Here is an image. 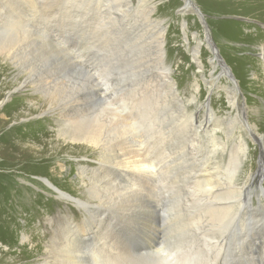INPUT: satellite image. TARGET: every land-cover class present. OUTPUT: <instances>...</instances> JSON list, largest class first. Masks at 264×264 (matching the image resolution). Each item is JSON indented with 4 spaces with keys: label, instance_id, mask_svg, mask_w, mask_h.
Segmentation results:
<instances>
[{
    "label": "rangeland",
    "instance_id": "374dc122",
    "mask_svg": "<svg viewBox=\"0 0 264 264\" xmlns=\"http://www.w3.org/2000/svg\"><path fill=\"white\" fill-rule=\"evenodd\" d=\"M192 2L193 9L184 12L181 8L184 0H0V38L16 39L12 45L14 58L6 59L7 53L5 59L0 56V100L3 99L0 134L16 128L12 138H16L15 143L30 159L25 158L28 166L24 170L3 164L0 159L3 175L0 176V250L10 252L0 259V264H40L49 249L48 241L56 252L67 245L78 248L83 263H88L90 251L95 248L99 250V259H105L106 248L114 253L122 252L124 258L154 247L161 250L160 254H169L168 264H175V254H181L175 245L184 240L179 237L186 231L183 222L188 212H193L195 206H200L202 214L209 212L208 200L191 189L201 188L198 182L210 177L212 169L200 165L212 158L213 153L229 151L230 143L234 142L230 138L224 148L213 139L214 134L222 136L221 129L227 137V126L221 120L229 121L226 113L231 110L226 96L233 95L232 82L239 89L237 108L244 129L250 130L245 121L248 115L264 140V82L256 48L260 36L264 38V32L260 33L264 30V19L262 14L260 17L255 14L259 8H253L252 0ZM195 8L201 13L202 21ZM46 21L49 24L44 26ZM193 36L204 43L209 41L211 50L216 52L212 54L202 46L200 70L189 50L196 42ZM158 40L164 44L163 59L159 56ZM210 57L221 62L218 69H211ZM220 68L229 72L228 78L222 76L225 72ZM166 72L176 87L175 93L166 81ZM211 78L219 80L214 84L217 87H212ZM209 84L212 91L207 92ZM196 87L195 101L191 96ZM9 90L12 94L6 97ZM125 102L132 103L131 111L125 108ZM194 102L198 108L199 104L205 106L204 110L196 111ZM142 104L147 106L149 118L141 116L144 115ZM241 104L247 107V114L241 111ZM113 106L120 118H131L126 122L135 129L122 134L124 138L141 141L131 150H139L149 161L159 160V166L163 167L160 174L135 176V172L128 170L113 180V162L135 159L133 153H128L130 148L124 147L126 139L121 140L122 135L113 142V146L119 147L110 143L108 149H103L102 143L94 154L85 142L64 140L67 138L62 135L72 129L73 122L78 121L72 125L78 126L81 121H94L101 112L108 118ZM256 108L261 109L260 115L254 112ZM175 109L177 114L196 113L188 118L190 136H182L177 151L174 149ZM203 119L209 123L216 121V127L220 123L221 129L195 130L193 127ZM154 129L162 130V136L153 138ZM106 133L107 130L105 138ZM211 140L220 148L213 149ZM261 149L252 152L256 163L264 160ZM115 152L123 154L118 156ZM234 152L230 162L226 161L230 180L232 175H237L232 166L236 165ZM127 161L126 167L131 169ZM82 166L88 168L81 175ZM246 166L252 167L250 163ZM54 167L60 172H51ZM256 180L254 184L258 186ZM56 189L77 198L78 202L58 199ZM251 194L254 199L249 202ZM249 196H240L242 214L239 212L232 231L227 233L231 243L226 253L227 264H264V202L256 200L261 198L257 192ZM253 230L258 231L256 239H251ZM22 233L28 236L34 252H27L30 246L24 242Z\"/></svg>",
    "mask_w": 264,
    "mask_h": 264
},
{
    "label": "bare ground",
    "instance_id": "6f19581e",
    "mask_svg": "<svg viewBox=\"0 0 264 264\" xmlns=\"http://www.w3.org/2000/svg\"><path fill=\"white\" fill-rule=\"evenodd\" d=\"M252 1L255 2V6H253V8L254 9L255 8L256 9L259 8V11L256 12L255 14L257 15V17H260V14H262V18L261 19L263 20L264 19V0H252ZM193 7H194V4H193L192 0H184V6L181 7V8H183L184 9L183 11L185 12L186 9H189V11H191V9H193ZM195 12L197 13V11H195ZM199 17H200V15H199ZM203 22L205 23V21H203ZM48 24H49V21H46L44 23V26H47ZM183 29H184V26H183ZM261 32H264V30L260 31V33ZM254 36H257V34H255ZM192 38L196 42H195L194 47L190 48L189 50H191V56H192V58L194 60V63H196V66L200 70V69L203 68V62L201 61V58H200V52H201L202 46L205 47L212 54H213L214 51L211 50V47L212 46L209 43V41H207V43H204V41L202 39V41H203V43H202V41L198 39L199 37L197 38L196 36H193ZM260 38H261V42H260L259 45H257L256 48L259 51V53H258L259 58L258 59H260L259 60L260 63H261L260 64V70H261V72L263 74L261 78H262V81L264 82V38H262L261 36H260ZM1 39L2 38H0V40ZM160 39H161V37H160ZM14 40H16V39H12V38H7L6 37L5 39H2L0 41V56L3 57L4 59H5V54L6 53H7L6 59L7 58L8 59L14 58L13 57V53L14 52H13V46H12ZM163 45H164L163 42L161 40H158V52L160 54L159 55L160 56V59H163V57H164ZM14 50H15V46H14ZM215 53L216 52H214V54ZM208 62L210 64V67H211L212 70H215V68L218 69V64L219 63L221 64L220 61L216 62L215 61V58H212V57L209 58V61ZM220 69H222V68H220ZM167 70H168V68H167ZM221 72L222 73L225 72V73L222 74V76L224 78H228L229 75H230L229 72L226 71L225 68L222 69ZM164 76L166 78V81L170 84L171 89H172V92L174 91V93H175L176 87L174 89V86L175 85L170 80L169 72H166ZM220 78H221V76H220ZM211 79H212V82H213L212 87H217L214 84L219 83V80L214 79V78H211ZM164 82H165V80H164ZM208 83L209 82H207V84ZM231 85H233V89H234L233 90V95H232L231 98H229L228 96H226V99L228 101V107L231 110V113H229V112L226 113L227 117L229 118V121H227L226 119L225 120H221V123H222V121H224V123L227 126V129H226L228 131V132H226L227 133L226 134L227 135V137H226L227 139L225 138L224 129H221V124L219 123V126L216 127V121L209 123L208 121L204 122V119H203V121H201V122L199 121L198 124H196L195 127H193L195 130L197 128L200 129L201 127H203V129L208 128V130H210V131H213L216 128H220L221 129L220 132L222 133V136H221L222 138L220 136H217V135L214 134L213 139L216 140V141L218 140V144H220L224 148H227L228 140L230 138H234V142L233 143H230V145H229V148H230L229 151L227 150L226 153L221 152L220 154L213 153L212 158L210 157V159H208L207 161L205 159L206 162L204 161L205 163L203 165H200L201 166L200 168H203V169L208 168L210 170L212 169L210 171V177L198 182V185H200L201 188H197V190H195V186H194V188H191V189L193 190V192H196V193L201 194L202 196H204L203 198H205V199L208 200L207 202H209V204H210L209 205L207 203V205H209L207 207V208H209V212H206L207 214H205V212H204V214H202L201 213L202 210L200 211V206H195V205L194 206L196 208L194 209V211L193 212H188V217L183 222L186 225V231H184V234L180 235V237H179V238H182L183 237L184 240L178 242L175 245V250H179L181 252V254H182V255L181 254H179V255L178 254H175V264H189L191 262L192 263L193 262L194 263L195 262L196 263L197 262H203L205 264H227V260L228 259L226 257V253H227V250H228V248L230 247V244H231L230 243V234L227 236V233H230L229 231H232V228L234 226V223L238 220L240 214H242V212H240V209H239V208H241L240 207V205L242 204L241 202H243L242 200H240V196L241 195H244V194H247L249 196L250 193L257 192L259 194V196H261V198H264V160L263 161L260 160V162L258 161V163H256L255 160H253V158H252V152H253V150L258 151V149L262 148L261 149L262 150L261 153H264V142H263L264 140H262L263 139V135L257 129V127L253 126L250 123V121H249L250 119L248 118V115L246 116V120L245 121L248 123L250 130L249 131H246L244 129L243 124H242V120L240 118V110L237 108V106L239 105L238 96H237V93H239V89H237V87L235 86L234 82H232ZM212 87H211V84H209V86H206L207 92L208 91H212ZM19 89L20 88H16L17 91ZM111 89H112V86H111L110 90ZM105 90H109V89H105ZM105 90L103 91V93L106 92ZM196 93H198V87L195 88V93H194L193 96H191L192 99L195 100V101H196ZM11 94H12V91L9 90L8 92H6V97H10ZM113 96H115V95H113ZM12 101L15 102L16 100H14L12 98ZM2 104H3V99L0 100V105H2ZM112 104L114 105V103H112ZM131 104L132 103L125 102L124 103V106H125V108L127 107L129 111H131L132 110L131 109L132 108V105ZM194 104H195L196 111L199 110V108H200V110H204V108H205V106H203L201 104H199L200 106L198 108V105H197L196 102H194ZM142 106L144 107L142 113L145 116L142 115V114H141V116L144 117V118L145 117L146 118L147 117L149 118V113L146 115V107L147 106H145V104H142ZM125 108H124V110H125ZM240 108H241V111L244 112V114H245L247 107L245 105L241 104L240 105ZM100 111H102V110H100ZM122 112L123 111H121V115H122ZM139 112H140V108H139L138 113ZM254 112L260 115L261 114V109L260 108H256L254 110ZM101 113H102V115L100 116ZM101 113L99 112L98 115L100 117L99 118L97 117L96 119H94V121H84L83 120L84 121L83 122L84 124L81 121V123H79L78 126H72V125H74L78 121L73 122V124L71 125V128L72 129L71 130H68L66 132L67 134L62 135V136H66V138H67V139H64V140L65 141H69L70 140L72 143H78V144L85 142L86 143V145H85L86 148L93 150V152H92L93 154L95 153V151L97 149H99L102 146V143H103V149H108L110 147L109 146L110 143H111L112 146L115 145V144H113V142H114L115 139L118 140V141L121 138L122 139H126V140H124V141H126L125 142V146H124L123 143H122L123 144L122 146L128 148V150L132 146L135 147L134 144L137 145V144H139L141 142V141H134L133 139H130V138H124L125 136H123L124 134H129V131L131 129V125H133V124H130V122L127 123L126 121H129L131 118H125V120L122 118V116L120 118V116L117 114V112H115L114 106H113V109H112V112H111V116L110 117L106 118L104 112H101ZM209 113L213 115V113H211V111H209ZM133 114H135V113H133ZM195 114L196 113H190L189 116L187 114H186L187 116L184 115V114H177L176 113V109H175V126H174L175 127V148H174L175 151H177L178 148H179L178 145H177V143L179 142L180 139H182V136L183 135H186L187 137L190 136L188 134V132L191 130V127H190V123L188 121V118L191 119ZM246 114H247V112H246ZM125 115H126V113H125ZM123 117H124V115H123ZM125 117H127V116H125ZM75 118H76V116L73 117V119H75ZM222 118H224V117H222ZM190 121H192V120H190ZM155 122H157V121H155ZM155 122L153 123V126L156 125ZM2 125L3 124L1 123V120H0V127ZM132 129H134V128H132ZM15 130H16V128L9 129L8 131L2 132L0 134V159H2L3 164L4 163L5 164H9V166H11V164H13V165H15L17 167V169L20 170V168H22L24 170V167L25 166H28L26 164L27 161H29L30 159L21 150L20 145L17 142L15 143V141H16L15 139L16 138L15 139L12 138L13 137L12 135H13V133H14ZM105 130H107V133H108V134L106 133L107 134V138H105V135H104ZM137 130H138V128H137ZM200 130H202V129H200ZM161 131L159 129L152 130V137L155 138V135L162 136L163 133H161ZM141 132H143V131H141ZM194 133H195V131H194ZM121 135L123 137H120V139H119V136H121ZM171 136H172V134H171ZM18 137L21 138L20 135H18L17 138ZM126 137H128V136L126 135ZM138 137H140V136H138ZM138 137H137V139H138ZM134 138H136V137H134ZM210 138H211V136H210ZM127 139L129 141H127ZM150 139H152V138L150 137ZM139 140H141V139H139ZM182 141H183V139H182ZM184 141H186V140H184ZM211 141H213V140H211ZM170 143L172 144L173 142H170ZM215 143L216 142H214L212 144L213 149L220 148L217 145H215ZM185 145L186 144H184L183 146L180 145V146H182V149L183 150L186 148ZM116 146H113V147H116ZM207 146H210V145H207ZM117 147H119V146H117ZM151 147L152 146H150V148ZM120 148L121 149H124L123 147H120ZM200 148H201V146H200ZM128 150H126V151L128 152ZM130 150H131V148H130ZM234 150H235V152H234ZM115 151L117 152V150H115ZM116 152H115V154H116ZM121 152H124V151L122 150ZM233 152L235 153V157H234V159L233 158L232 159L234 161H236V165L234 164L232 166H233V169L234 170L236 169V172L235 173L237 175L235 177H234V175H232V179L230 180L228 178L230 177L231 174L230 175L228 174L229 167L228 166L226 167V161H228L231 156H234V155H232ZM118 153L121 154L120 152H118ZM125 153L126 152H124V154ZM128 153L129 154L130 153L131 154L133 153L132 156H134L135 159L132 157L133 160L130 161V159H132V158L127 157L128 155L126 154L127 159L130 158V159H128V161L126 160V158L123 157L125 160L124 159H120V160L118 159L119 161L116 160V162H113L112 163V166H111V174H112V177H113V180L114 181L116 180L118 174H122L123 175V174H125V172H128V170H131V171L135 172V176H138V175L141 176V175H145V174H148V175L149 174H157V173L160 174L161 170L163 169L162 166L161 167L159 166V163H160L159 160L153 159V161H149L148 159H145L144 156L142 154H140L139 153V150H137V149H133V150H131ZM186 153H188V152H186ZM119 154H118V156H119ZM261 157L264 158V154ZM25 158H26L27 161L25 160ZM170 159H172V158H170ZM111 160H113V158ZM176 160L177 159H175V162H176ZM184 160H188V157L187 156H184ZM184 160H183V163H184ZM126 161L129 163V166L131 164V169H129V168L126 167V164H127ZM167 161H168V159H167ZM228 162H230V161H228ZM231 162H232V160H231ZM252 162H253V165H252ZM249 163L251 164L252 167H247L246 166ZM166 165H168V164H166ZM256 165L258 167V171H255V166ZM0 166H1V163H0ZM119 166L121 168H118ZM181 166H183V165H181ZM245 166L247 168H251V172H249V170H246L245 169ZM79 168H80L79 174L82 175L83 173H85V171L83 169L84 168H88V167H86V166L83 167L82 166V167H79ZM187 168H188V165H187ZM180 169H181V167H180ZM54 170L59 171V168L54 167L51 172H53ZM215 170H217V171L215 172ZM219 170H221V171H219ZM102 172H104V171H102ZM177 172H178V170H177ZM233 173H234V171H233ZM182 174H183V172H182ZM0 176L3 177V175H1V174H0ZM147 177L149 179V176H147ZM147 177H146V179H147ZM151 178H153V177H151ZM179 180H180V178H179ZM255 180L258 181V186H256L254 184L255 183ZM184 181H186V179ZM187 181H188V179H187ZM177 182L179 183V181H177ZM145 183H146V181H145ZM162 183H164V182H162ZM127 184H129V183L127 182ZM147 184H148V182H147ZM163 186H164V184H163ZM178 186H179V184H178ZM89 187L90 186H88V188ZM56 192H57L56 193V197L58 199L61 198L63 200L74 201L75 203L78 202V199L77 198L71 197L66 192L59 191L57 189H56ZM203 192L206 195H203ZM253 195L251 194V196H249V199H250L249 202H251L254 199ZM261 198H256V200H259L260 202H264V199H261ZM195 199H196V197H195ZM188 205H189V203H188ZM236 206L238 208H235ZM203 207H201V209ZM232 211H234V214L233 215H231ZM239 212H240V214H239ZM59 219L61 220L62 219V216L59 217ZM177 222L181 223L179 220H176V223ZM49 224H51V223H49ZM45 229L47 230L48 228H45ZM90 230H92V228H90ZM93 232L96 234V231H93ZM185 232H186V234H185ZM180 233H182V232H180ZM22 235H23L22 238H23L24 242L28 246H30L28 248L27 252H34L33 251L34 248L32 247L31 241H28V236L26 234H24V233H22ZM257 235H258V231L253 230V233H251V237H252L251 239H254V238L256 239L257 238L256 237ZM219 241H220V243H219ZM1 245L2 244H0V247H1ZM47 247L49 248V249L46 250V253L47 254H46V256L44 255V260L40 264H168V259H169V254L167 256H166V254L165 255L164 254H160V251L161 250L160 249H157V248H154V247H152L148 252H141L140 251V252H137V253H134V254H129L128 256H125L124 258L122 257V254H123L122 252L119 253L116 250L115 253H114L111 250H109L108 248H106V250L108 251V256H106L105 259H99L98 255H97V252L99 250L97 248H95V251H92V250H91L92 252L90 251V255L89 256H91V258L89 259L88 263H83L82 260H81V258L78 255L79 249L76 248V247H73L72 245L63 246L59 250V252H56L52 248L53 245H52V243L50 241H48ZM112 247H114V246H112ZM116 248H121V247L116 246ZM234 249H236V248H234ZM104 251H105V249H103L101 251V255L103 254ZM9 253L10 252L7 251V250H4V249H3V251L0 250V259H2L4 256L9 255ZM24 254H25V252H24ZM131 256H134V257L131 258ZM234 261H236V260H234Z\"/></svg>",
    "mask_w": 264,
    "mask_h": 264
},
{
    "label": "water",
    "instance_id": "95a60500",
    "mask_svg": "<svg viewBox=\"0 0 264 264\" xmlns=\"http://www.w3.org/2000/svg\"><path fill=\"white\" fill-rule=\"evenodd\" d=\"M195 10L198 12V15H200L199 18H200L201 20H203V17H202V15H201V13H200L196 8H195ZM203 24H204V23H203ZM204 25H205V24H204Z\"/></svg>",
    "mask_w": 264,
    "mask_h": 264
}]
</instances>
